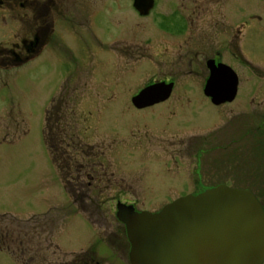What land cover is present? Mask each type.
<instances>
[{"label": "rangeland", "instance_id": "rangeland-1", "mask_svg": "<svg viewBox=\"0 0 264 264\" xmlns=\"http://www.w3.org/2000/svg\"><path fill=\"white\" fill-rule=\"evenodd\" d=\"M0 1V46L18 44L20 52L24 39L33 46L23 65H0V264H63L88 250L103 264H129L123 251L129 248L126 228L116 217L118 200H138L139 210L157 212L189 195L166 187L179 184L177 177L150 178L153 187L140 192L114 191L121 189V176L137 175L117 167L114 152L122 143L105 133L134 119L162 123L163 118L151 120L158 113L148 112L144 119L120 107L132 104L137 88L157 75L177 79L178 97L165 106H194L202 116V123L177 136H215L218 146L237 151V161L219 162L224 168L215 174L264 201V145L258 142L264 134V0H156L152 16L158 27L171 33L184 29L190 10L194 20L188 33L167 39L155 32V17L140 22L134 0H56L49 18L56 23L45 42L39 10L44 0ZM11 8L15 19L1 18ZM218 41L223 59L240 78L237 101L220 110L203 94L206 60ZM125 46L131 52L139 47L141 58L128 77L121 76L124 84L116 85L115 66ZM252 127L249 143L239 140ZM140 160L118 159L128 167ZM155 163L152 174L165 170L167 162ZM189 163L196 161L192 157ZM141 167L134 170L141 173ZM105 172L114 174L117 187L89 185V174L105 181Z\"/></svg>", "mask_w": 264, "mask_h": 264}, {"label": "water", "instance_id": "water-1", "mask_svg": "<svg viewBox=\"0 0 264 264\" xmlns=\"http://www.w3.org/2000/svg\"><path fill=\"white\" fill-rule=\"evenodd\" d=\"M155 0H134L147 15ZM204 93L213 104L235 100L239 78L228 65L207 62ZM173 85L159 83L133 98L137 106L167 100ZM117 219L131 244V264H264V208L250 189L221 185L176 199L157 212L119 203Z\"/></svg>", "mask_w": 264, "mask_h": 264}, {"label": "flooded vegetation", "instance_id": "flooded-vegetation-1", "mask_svg": "<svg viewBox=\"0 0 264 264\" xmlns=\"http://www.w3.org/2000/svg\"><path fill=\"white\" fill-rule=\"evenodd\" d=\"M10 2L9 4L13 6L11 4L12 2L11 3ZM0 6H3L2 1H0ZM56 6H57L56 0H44L39 9L40 14H41L40 16L43 19V27H44L43 28V32H44L43 41L44 42L45 40H47V37L49 35L48 33H50L53 26H55L56 20H54L53 23H50L49 18L51 17L53 7H56ZM133 7H134V1H133ZM156 7H157V2L155 0L154 7L147 15H142L139 11H137L135 8L134 9L136 10V14L138 16L137 18L140 20V22L153 20V17L156 18V20H153L154 29H155V32L159 34L161 37H164L166 39L169 36L176 37V38L182 37L183 35L188 33L191 26H193L194 20L191 19L192 14L190 10L188 12V17H186L187 26L184 29L183 27H181L179 29L173 30V32L171 33L165 29L158 27L156 23L158 22L157 16H152ZM3 11L4 13L5 11L7 12L6 14H2L1 18L4 15H7L9 18L15 19L12 8L11 10H3ZM221 24H222V20L220 19V26ZM219 31L217 30V33L219 32V38L222 40L221 30ZM229 32H232V31L229 30ZM22 41H23L22 42L23 45L21 46L20 52H18V49L20 48L18 44L17 45L13 44V48H9V49H6L0 46V65L1 66L8 67V66H14V65H23L26 62V58L28 57L26 55V50L31 51L33 46L31 42H27L25 39ZM39 42H40V37H39ZM221 42L222 41L220 42L218 41V47L215 48V54L211 58L208 57L206 60V68L208 70L206 80L210 74V71L207 66V62L209 60L213 59L216 61L217 64H220V63L226 64L234 70V68L229 63H227V61L223 59V54H222L223 45L220 44ZM232 44L233 43L230 42V45ZM162 48H165V47H162ZM124 49L125 51L121 53L122 56L119 57V60H118L119 63L115 66L116 71L120 72V75L118 74L113 75L115 77V79L113 80H116V81L119 80L115 83L116 85L124 84V83H121V81L122 80L126 81L127 79L126 78L124 79V77H121V76L125 75V77H128L127 70H132L133 63L135 61H139V59L141 58V56L138 55L139 53H141L139 50V47L137 46L134 47L133 52H131L129 49L126 51V46ZM120 50L121 49H119V52ZM190 53L191 52L188 51L187 55L189 56ZM198 55H199V52L195 51V56H198ZM206 80H205V83H206ZM129 83H131V81ZM159 83H166V84L173 85L171 95L167 100L160 102V103H156V104L142 105V106H137L133 103V98L136 95H138L143 89L150 87L152 85H155V84H159ZM131 87H132L131 85L127 86L124 90L125 93H129ZM176 87H177V79L173 75H163L161 77L157 75L153 78H150L147 83L137 88V90L133 93L132 98H131L132 104L120 106L121 108L123 107L128 108L127 112H129L128 114H131V115L138 114V116H144V119H148L149 117L145 115H147L148 112H153L154 114L156 113L158 114L154 118H151V120H161L162 118L164 120L161 123V122L146 121L142 119L140 120L134 119L133 121H131L130 125H128L126 128L122 130L113 129L111 130L110 133H105L106 136H108L107 134L109 135L111 134V136H113L112 142L121 141L122 143L116 147L115 149L116 151L114 152V160L116 159L118 162V164H116L117 167L124 171H133V173L137 175L135 179L129 176H128L129 178L126 179L121 176L119 181H121L122 184L118 185V187H121V189H114V191L119 192V193L123 191L140 192V191L147 190L153 187L148 184V183L152 184V181L149 180L150 178L161 179L165 177L180 178L181 182L179 184H170V185H167L166 187L182 188L183 191H186L189 194L203 193V192L214 189L221 185H227L231 187V182L229 183L226 180L221 179L222 178L221 175L220 174L217 175L215 174V172L224 168L222 166L223 164H220L219 162L227 161L228 164H231L237 161L236 160L237 151H234L235 149L233 150L234 152L230 153L227 151L226 147H223L222 145L218 146L217 143L219 142L220 139L215 136L213 137H195V136L179 137L177 136L178 133L183 132L184 130L185 131L189 130L188 127L190 125L197 126L198 124L202 123L198 121L199 119H202L201 118L202 116L197 115V111L193 109L194 106L187 107V110H182V108L184 109L186 108L184 105L169 104L165 106V103L170 102L173 99V97L175 96L178 97L177 95H175L176 93H174V92H178ZM239 87H240V78H239ZM239 87H238V93H237L235 100L231 103H225L221 105L213 104L211 99L205 95L204 88H203V94L205 95L206 98L210 100V102L215 108L220 110V108L229 106L230 104L237 101L238 94H239ZM114 90L115 89H112L111 93L113 95L111 96H114L115 94ZM117 90L120 92L119 89ZM181 92L182 91H180L178 94H180ZM122 113H126V111ZM166 117H168L169 119H174V120L168 123L166 121ZM236 121L237 120H235V123L236 125H238V122ZM249 121L251 120L249 119ZM252 130H254V127H252V129L248 128L246 135L243 134L245 136H242L241 139L239 140H246L249 143L250 135H251L250 131ZM100 132H102L101 129H100ZM97 134L99 135V132H97ZM99 136H102V135H99ZM178 137H179V140L177 139ZM260 144L261 146L264 145V134H263V137L261 138V143H259V145ZM192 157L196 161L194 166L192 165L193 167L189 163V160H191ZM120 158L128 160L131 163L133 162V160H139V159H142V160L137 161L136 165L134 163V165H132L133 167H128L127 164L118 161V159ZM156 160H162L167 163L171 162V164L168 163L169 165H167L166 163L165 170L155 175L152 173L157 172L156 168H158L159 166V163H157L158 165L155 163ZM205 160H207V162ZM147 164H150V166L144 168V165H147ZM123 165L124 167H122ZM140 166H142L141 168H143L141 173H139L140 171L139 169L134 170L135 168L140 167ZM151 166H152V170H150ZM206 167L212 170L208 172V170H205ZM172 170L174 172H172ZM104 174L105 176H107L105 181L101 180L100 177H95L94 175L89 174V178L91 179V181L89 182V185L90 184L94 185V183H97L96 187H99L100 186L99 183L102 184L104 182V187L106 189H110L113 186L117 187V185L113 183L114 181H112V177H114V174L111 173V175H109V173L107 172H105ZM146 179L148 181H146ZM141 181L143 183H141ZM139 182L140 184H135ZM154 185H157V184L154 182ZM126 186L129 188L128 189L122 188ZM161 186H165V184H162ZM154 187H159V185L154 186ZM233 188H240V187H233ZM243 189H250V188H243ZM119 203L126 204V205H132L135 207L136 210L141 211L137 207L140 204L138 200L124 201V202H122V200H118V204ZM126 238H127V235H126ZM127 241H129L128 238H127ZM128 245H129V248L123 251L125 252L126 258L128 257L129 259V264H131V260H130L131 244L130 242ZM103 263H105L103 258L101 259V258H97L93 256L87 257L86 259L78 260V264H103Z\"/></svg>", "mask_w": 264, "mask_h": 264}, {"label": "trees", "instance_id": "trees-1", "mask_svg": "<svg viewBox=\"0 0 264 264\" xmlns=\"http://www.w3.org/2000/svg\"><path fill=\"white\" fill-rule=\"evenodd\" d=\"M35 40H36V41H35V44H36V42L39 41V36H38V37L36 36V39H35ZM259 140H260V141H259ZM259 140H258V142L261 143V139H259ZM259 147H261V144H260ZM57 159H58V157H57ZM263 192H264V191H263ZM257 197H258V195H257ZM258 198H259V197H258ZM263 202H264V201H263ZM263 202H262V205H263V208H264V203H263ZM35 218H36V217H35ZM31 219H32V218H31ZM91 256L96 257L94 254H92L91 251L88 250V251H86V252H84V253L76 254L71 262L63 263V264H78V260H79V259H86L87 257H91Z\"/></svg>", "mask_w": 264, "mask_h": 264}]
</instances>
